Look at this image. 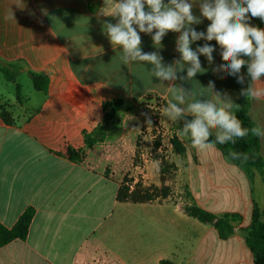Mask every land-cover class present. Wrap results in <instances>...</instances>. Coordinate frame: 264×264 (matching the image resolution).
Here are the masks:
<instances>
[{"label":"crops","instance_id":"crops-1","mask_svg":"<svg viewBox=\"0 0 264 264\" xmlns=\"http://www.w3.org/2000/svg\"><path fill=\"white\" fill-rule=\"evenodd\" d=\"M113 6L114 0H0V63L19 64L21 76L32 71L49 77L46 94L33 87L35 92L22 93L21 103L0 91V104H8L14 118L9 125L0 115V223L12 228L27 208L35 209L27 238L2 246L0 264H254L239 229L251 224L255 207L264 222V168L238 166L216 146L208 152L187 147L172 158L177 170L171 195L132 203L117 201L119 182L94 167L92 148L82 162L66 156L69 147L85 148L84 132L104 123V104L136 103L150 95L174 102L169 82L151 77L152 65H125L122 48L113 49L104 25L117 20L99 15ZM193 14L200 16L199 0ZM201 20L192 27L206 32L210 21ZM250 23L264 28L258 18ZM140 35L143 52L158 51L166 65L179 60V33L168 32L160 48L151 35ZM207 43L216 49L213 65L200 56L207 71L175 84L199 91L214 81L215 90L231 97L233 111L248 99L250 116L264 126V100L239 94L247 79L240 85L236 77L214 75L212 68L226 62L219 45ZM241 73L246 76V67ZM178 75L186 76V68ZM191 204L219 216L240 215L235 233L220 238L214 226L184 210Z\"/></svg>","mask_w":264,"mask_h":264},{"label":"clouds","instance_id":"clouds-1","mask_svg":"<svg viewBox=\"0 0 264 264\" xmlns=\"http://www.w3.org/2000/svg\"><path fill=\"white\" fill-rule=\"evenodd\" d=\"M195 2L114 0L111 10L105 12L102 8L99 15L116 18V23H105L104 31L114 50L122 48L125 65L132 62L150 64L151 77L158 78L162 84L169 82L168 91L174 102L168 103L163 114L170 121H183L178 134L188 137L193 148L208 152L214 150L217 143H234V138H244L249 134L264 139V126L244 127L232 110L234 102L231 97L226 92L215 90L214 81H209L208 86L199 91L175 84L178 79L193 81L198 73L207 71L202 67L200 56H204L210 66L213 65L216 49L207 42L215 41L219 45L222 61L226 63L213 67V74L236 77L240 85H244L247 79V86L242 87L239 94L257 101L264 100V28L250 23L252 18L264 22V0H199V17L193 14ZM201 17L210 21L206 32L192 27L202 23ZM168 32L179 33L175 50L180 58L166 65L158 51H142L140 33L151 35L154 46L160 48ZM200 40L206 43L193 50L191 45ZM245 67L246 76L241 73ZM185 68L186 76H179L178 72H183ZM142 115L147 124H152L148 113ZM229 155L234 160L248 158L236 151H231Z\"/></svg>","mask_w":264,"mask_h":264},{"label":"trees","instance_id":"trees-1","mask_svg":"<svg viewBox=\"0 0 264 264\" xmlns=\"http://www.w3.org/2000/svg\"><path fill=\"white\" fill-rule=\"evenodd\" d=\"M19 64H6L0 63V72L6 78L16 84V99L19 103L22 102V87L17 83L16 78L19 75ZM29 77L32 80L35 90L44 94L48 92L49 77L44 73L28 72ZM124 104V101L114 100L104 104L105 120L107 122L109 113H115ZM108 109L109 112H108ZM250 102L248 99L240 101L236 104L234 113L242 121V124L246 128H252L257 126L252 117L249 114ZM0 115L4 121L12 125L14 124V118L12 113L8 110V104H0ZM191 119V117H188ZM105 122V121H104ZM183 126V121L174 122L173 128L175 134L170 140L173 151L177 155H183L187 151V147H192L190 139L188 137H181L178 133ZM105 138V130L103 124L98 126L92 132H84L85 148L74 149L69 147L66 156L73 162H82L86 155V149H91L98 142L103 141ZM212 139H215L213 134ZM233 142H227L225 144H216V147L226 157V159L241 167H257L264 168V156L260 153V138L251 134L244 138H234ZM160 142L156 143L158 148ZM236 151L247 155V160L238 159L234 160L230 157L229 153ZM177 167L172 162H167L164 158L161 159V182L162 187L144 186L141 182L136 183L133 188L128 185V182L124 180L119 183L116 199L119 202H132V203H145L157 200L158 198H167L170 194V187L165 185L167 178L166 174L170 171L174 172ZM108 177L109 174L106 173ZM184 210L192 217L197 218L203 223L214 226L222 239H227L230 235L235 233V223L241 220V216L238 214L219 216L212 212H209L196 204L186 205ZM35 215V209L32 207L27 208L19 217L17 223L12 228H6L0 223V248L8 243L27 238L30 224ZM239 232L244 237L246 243L254 254V264H264V222L261 220V212L258 207L254 208L251 224L246 228H240ZM161 264H173L171 260H163Z\"/></svg>","mask_w":264,"mask_h":264},{"label":"rangeland","instance_id":"rangeland-1","mask_svg":"<svg viewBox=\"0 0 264 264\" xmlns=\"http://www.w3.org/2000/svg\"><path fill=\"white\" fill-rule=\"evenodd\" d=\"M16 81L22 85L23 95L35 92L28 75H18ZM0 91L6 97L16 96V84L6 80L1 72ZM167 105L163 99L150 95L136 103L124 102L115 113H109L107 122L103 123L105 138L90 151L94 155V167L102 166L105 174L119 183L126 180L132 188L138 182L146 187H162L161 159L171 162L177 155L170 144L175 134L174 122L163 114ZM142 113L151 116L152 124L145 122ZM157 142H160L158 148ZM175 174L170 171L165 176L171 190L169 195L174 191Z\"/></svg>","mask_w":264,"mask_h":264}]
</instances>
